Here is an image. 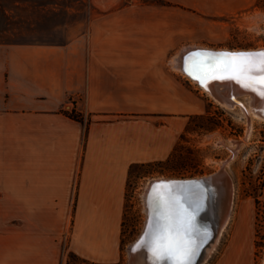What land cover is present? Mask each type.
Masks as SVG:
<instances>
[{"label":"crops","instance_id":"1","mask_svg":"<svg viewBox=\"0 0 264 264\" xmlns=\"http://www.w3.org/2000/svg\"><path fill=\"white\" fill-rule=\"evenodd\" d=\"M69 2L0 3V231L7 262L15 242L18 264H65L57 255L63 240L93 262L120 261L132 166L170 157L188 118L209 108L208 94L169 57L192 38L186 18L251 0ZM25 5L29 16L19 12ZM25 19L33 38L6 39L19 35L12 24ZM73 109L85 121L66 112ZM256 237L254 223L214 264H257Z\"/></svg>","mask_w":264,"mask_h":264},{"label":"rangeland","instance_id":"2","mask_svg":"<svg viewBox=\"0 0 264 264\" xmlns=\"http://www.w3.org/2000/svg\"><path fill=\"white\" fill-rule=\"evenodd\" d=\"M59 1L68 3L72 0ZM2 2L12 6L14 0H0ZM65 11L64 6L57 11L60 20L66 17ZM19 12L29 16L32 7L25 5ZM80 14H84V11ZM189 16L186 18V33L192 38L186 39L185 46L199 43L249 48L264 44V0H251L249 4L234 6L232 11L222 14L192 13ZM12 25L18 27L19 35L7 36L6 39L33 38L31 20L14 21ZM58 36L62 37V34ZM173 55L169 53L170 59H173ZM209 98L206 112L188 118L178 144L166 161L136 164L131 168L122 227V258L117 263L104 264H129V247L146 226L143 192L148 181L158 176L200 177L225 167L232 177L234 199L230 218L216 248L204 264H214L235 234L247 232L256 223L257 206L253 195L259 191L264 179V120L254 117L253 128L247 136L249 117L241 107H226ZM241 98L247 101L246 96L242 95ZM5 241L0 231V264H18L15 242L9 245L11 260H5L8 256ZM57 255L65 258V264H102L79 256L65 240L60 244ZM256 260L257 264H264V245L257 246Z\"/></svg>","mask_w":264,"mask_h":264},{"label":"water","instance_id":"3","mask_svg":"<svg viewBox=\"0 0 264 264\" xmlns=\"http://www.w3.org/2000/svg\"><path fill=\"white\" fill-rule=\"evenodd\" d=\"M198 51H210L208 53H202V55L218 56L222 59L221 65H224L231 54L235 63L245 62L251 64L253 66L252 70L259 68V63L264 61V57L250 54L247 50L232 51L226 49H196L191 52L195 53ZM183 69L185 70L184 66ZM229 70L234 71V69ZM226 74L229 75V73ZM238 76L245 79L250 77L247 72L238 74ZM215 81L228 84L227 81H221L217 78ZM229 81H231V79ZM255 82L257 85L264 87V84L259 83V78H257ZM214 95L217 96L219 100H223L224 98L223 95H216L215 92ZM232 98H235L233 93ZM231 183L233 184L232 189L234 193V182L225 167L215 173L207 176L204 175L200 178L182 177L160 182L154 178L150 180V186H156V189H159V205L162 200L168 199L169 201H166L165 206L167 205L169 207V211H172V208L174 207L177 208L175 213L170 212L169 215L172 220H170L171 224H174V226L171 227V235L174 239L179 241L180 249L187 252V258L183 261V264H201L206 256L207 248L216 241L222 223V219L219 216L220 206L218 202V188L221 185H224V187L230 186L231 189ZM162 204H164V201ZM153 218L154 217H152L150 222L151 225ZM151 225L147 228L146 222L144 231L138 238L140 239V243H135L138 240L137 239L130 245L129 250L131 256L129 264H137L141 262L140 257L145 252L143 244H146L151 235ZM142 241H144V243ZM149 252L152 259L151 264H181L177 254L174 252H169L164 249L159 255L158 253H152V248Z\"/></svg>","mask_w":264,"mask_h":264},{"label":"bare ground","instance_id":"4","mask_svg":"<svg viewBox=\"0 0 264 264\" xmlns=\"http://www.w3.org/2000/svg\"><path fill=\"white\" fill-rule=\"evenodd\" d=\"M196 49H226V50H232V51H241V50H247L250 54L260 55L261 53H264V44L256 46V47H229V46H211L207 44H199V43H193L184 46L178 53H176L172 59L173 63L175 64V67L181 71L191 82L195 83L203 92L208 94V96L214 98L218 102L222 103L226 107H236L240 106L241 109L244 111V113L249 117V127L247 131V136L250 135L252 127V120L254 117H259L260 119L264 120V87L256 84V79L260 78L261 75H264L260 71V67L256 70H252L250 73L247 72V74L250 76L248 79L242 78L241 76H238V74H235L234 71L228 70V72L221 73L225 78L220 79L221 81H227L225 82H216V78H209L204 83H201L198 79L195 78L196 74L189 75L185 70L183 69V66L186 65L191 67L192 61L196 58H199L200 60L205 61V63L202 65L204 70H209L212 68L213 64L216 67H222V59H220L218 56H205L202 55V53H208L210 51H198L195 53H192L191 51ZM205 56V57H204ZM261 56V55H260ZM208 61H211L209 63ZM231 71V72H230ZM226 73H229L226 74ZM231 81H229L230 79ZM218 79V78H217ZM214 92L216 95L220 94L223 95V100H219L217 96L214 95ZM232 93L234 94L235 98H232ZM244 95L247 97V101H244L241 96ZM239 144V143H238ZM202 177V176H200ZM196 177V178H200ZM185 178V177H184ZM191 178V177H186ZM157 181H164L169 179H178V177H169V176H158L155 177ZM152 180V179H151ZM229 186V185H228ZM233 184L231 183V189L230 186L227 187L224 185H221L218 188V202L220 206V217L222 219V223L219 230V235L216 239V241L207 248L206 256L201 262V264H204V262L209 258L211 253L216 248V245L218 244L222 233L229 221L232 206H233V199H234V193H233ZM158 191L159 189H156V186H150V181H148L144 192H143V199H144V206L147 214V228L149 225H151V219L153 218L152 225H151V235L146 242V244H143L144 247V253L141 255L140 263L137 264H151V256H150V250L152 248V253H158L159 255L163 252L164 249L157 251V245L159 242V238L163 235H165V225H170L171 227L174 226V224H171L170 219V212L175 213L177 208H172V211H169V207L165 203L166 201H169L168 199L162 200L164 201V204L160 202L159 205V199H158ZM173 215V214H172ZM175 216V214H174ZM180 216V214H179ZM171 220V221H170ZM144 237V236H143ZM142 237V238H143ZM144 240V238H143ZM140 239H138L135 243H140ZM144 243V241H142ZM150 242V243H149ZM134 243V244H135ZM130 252V250H129ZM131 254V252H130ZM158 255V258H159ZM131 256V255H130ZM159 263V262H158Z\"/></svg>","mask_w":264,"mask_h":264},{"label":"snow or ice","instance_id":"5","mask_svg":"<svg viewBox=\"0 0 264 264\" xmlns=\"http://www.w3.org/2000/svg\"><path fill=\"white\" fill-rule=\"evenodd\" d=\"M260 55L264 57V53H261ZM208 62L211 63V61ZM204 63L205 61L196 58L192 61L191 67L187 65L185 66V71L188 72L189 75L196 74L195 78L201 83H204L209 78L224 79L225 77L221 73L227 72L229 69H234L235 74H243L245 72L250 73L253 68L251 64H247L245 62L235 63L231 57V54L222 67L218 68L213 64L211 69L204 70L202 67ZM260 71L264 73V61L261 62ZM259 83L264 84V75L260 76ZM165 233V235L159 238L157 251L166 249L169 252H174L177 254L181 264H183V261L187 258V252L182 251L179 247V241L172 237L170 225H165Z\"/></svg>","mask_w":264,"mask_h":264},{"label":"trees","instance_id":"6","mask_svg":"<svg viewBox=\"0 0 264 264\" xmlns=\"http://www.w3.org/2000/svg\"><path fill=\"white\" fill-rule=\"evenodd\" d=\"M66 112L81 121H85L84 115L77 111L76 109L73 110H66ZM200 115V114H195ZM166 160H159L155 161L156 163H161ZM133 167V166H132ZM264 179L261 181L259 191H257L253 196L256 200V206H257V213H256V245L257 246H263L264 245Z\"/></svg>","mask_w":264,"mask_h":264}]
</instances>
